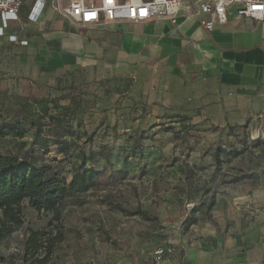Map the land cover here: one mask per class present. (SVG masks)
<instances>
[{"label": "rangeland", "instance_id": "rangeland-1", "mask_svg": "<svg viewBox=\"0 0 264 264\" xmlns=\"http://www.w3.org/2000/svg\"><path fill=\"white\" fill-rule=\"evenodd\" d=\"M62 26L64 32L77 27L67 20ZM44 33L26 31L30 46L36 40L38 47ZM38 55L29 45L0 51V127L22 121L28 129L23 139L0 138V155L70 179L84 149L96 154L88 162L92 168L129 173L121 183L66 200L59 222L64 238L48 264H157L155 250L163 245L218 244L229 235L245 237L235 243L242 251L264 255V95H249L241 104L204 97L178 104L147 92L130 103L117 100L119 108L106 121L83 112L75 115V126L58 128L42 113L70 93H58L62 76L38 84L45 59ZM60 145L68 146L67 154ZM102 149L111 150L109 161ZM138 209L150 219L131 214ZM23 216V225L0 243V264L30 263L26 238L31 229L50 228L53 214L25 202Z\"/></svg>", "mask_w": 264, "mask_h": 264}, {"label": "crops", "instance_id": "crops-1", "mask_svg": "<svg viewBox=\"0 0 264 264\" xmlns=\"http://www.w3.org/2000/svg\"><path fill=\"white\" fill-rule=\"evenodd\" d=\"M35 1L24 0L19 18L4 28L0 51L29 45L43 56L38 84L49 85L62 76L58 93H70V98H56L55 103L73 108L76 115L89 112L103 122L119 108L117 100L130 103L147 92L178 104L200 97L208 101L234 99L241 104L249 95H264V22L247 21L235 6L228 10L226 23L216 24L212 31L206 30L199 18L182 11L176 23L155 19L83 29L75 24L77 27L64 32L66 19L50 4L38 21L30 19ZM52 15H56L54 20ZM29 29L46 32L38 47L36 40L30 46L25 34ZM76 88H82L78 97ZM252 100L254 104L256 97ZM237 239L229 235L218 244L202 239L191 244L179 242L176 248L163 245L171 251L157 264H264L261 249L244 252V246L235 245Z\"/></svg>", "mask_w": 264, "mask_h": 264}, {"label": "trees", "instance_id": "trees-1", "mask_svg": "<svg viewBox=\"0 0 264 264\" xmlns=\"http://www.w3.org/2000/svg\"><path fill=\"white\" fill-rule=\"evenodd\" d=\"M55 102V100L51 101L52 106L48 104L51 106L49 111L47 109L43 111L42 107H39L38 112L43 111L42 116L45 119L52 118L55 127L73 126L76 111L73 108L60 107ZM52 109L56 110V113H53ZM27 132V127L19 121L0 127V138L23 139ZM66 146L60 145L61 151L65 154L68 148ZM110 151L102 149L101 152V154L104 152L108 161ZM95 157V152L88 153L81 149L80 163L75 165L72 176L68 179L62 173L53 172L45 165H37L35 162L14 155H0V243L23 225L25 202L38 211L50 212L53 214L50 228L30 230L25 241L24 256L25 260L32 259L28 264H48L55 247L64 238L59 222L61 209L66 200L99 187L121 183L129 175L126 169L109 172L106 168H92L88 162L94 161ZM131 214H140L150 219V216L140 209ZM53 230H56V233Z\"/></svg>", "mask_w": 264, "mask_h": 264}, {"label": "built area", "instance_id": "built-area-1", "mask_svg": "<svg viewBox=\"0 0 264 264\" xmlns=\"http://www.w3.org/2000/svg\"><path fill=\"white\" fill-rule=\"evenodd\" d=\"M24 0H0V34L11 21L19 18ZM52 5L62 18L81 28L106 27L124 21L144 22L169 19L177 22L182 11L201 20L203 27L212 31L216 24H224L228 10L236 7L238 15L247 21L264 22V0H36L29 17L38 21L47 5ZM171 248L155 250V261L160 262Z\"/></svg>", "mask_w": 264, "mask_h": 264}, {"label": "bare ground", "instance_id": "bare-ground-1", "mask_svg": "<svg viewBox=\"0 0 264 264\" xmlns=\"http://www.w3.org/2000/svg\"><path fill=\"white\" fill-rule=\"evenodd\" d=\"M240 200H241V199H240ZM243 200H244V199H243ZM239 204H240V203H239ZM239 204H238V205H239ZM244 205H245V204H244ZM245 206H247V205H245Z\"/></svg>", "mask_w": 264, "mask_h": 264}]
</instances>
